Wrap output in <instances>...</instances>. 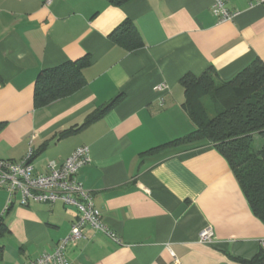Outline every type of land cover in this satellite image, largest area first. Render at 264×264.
<instances>
[{
  "label": "crops",
  "instance_id": "1",
  "mask_svg": "<svg viewBox=\"0 0 264 264\" xmlns=\"http://www.w3.org/2000/svg\"><path fill=\"white\" fill-rule=\"evenodd\" d=\"M214 3L0 0V159L32 153L35 169L46 172L51 161L61 165L89 147L91 161L78 180L121 239L87 227L88 239L68 247L71 264H239L233 257L251 259L262 248L264 222L218 150L206 140L168 145L197 128L184 106L186 74L214 68L227 82L256 59L264 62V5L226 0L235 16L221 22ZM128 20L143 47L128 50L110 38ZM77 59L87 61L86 84L35 107L41 70ZM19 200L3 218L0 264H26L53 251L75 220L74 208L62 202ZM7 202L0 189V213ZM207 228L212 243L200 241Z\"/></svg>",
  "mask_w": 264,
  "mask_h": 264
},
{
  "label": "trees",
  "instance_id": "2",
  "mask_svg": "<svg viewBox=\"0 0 264 264\" xmlns=\"http://www.w3.org/2000/svg\"><path fill=\"white\" fill-rule=\"evenodd\" d=\"M109 1L120 6L130 0ZM110 38L128 50L144 46L139 31L129 20L115 29ZM86 64L84 59L68 60L41 70L35 83V107H44L82 88L86 84ZM181 84L185 88V109L197 128L168 145L200 140L211 143L229 163L254 214L264 222V62L256 59L227 82L220 81L215 69L209 68L200 76L186 74ZM209 96L218 106L213 117L204 101ZM116 101L117 98L96 108L86 123L100 118ZM73 131L75 129L62 134ZM256 136L261 137L262 145L257 144ZM3 218L0 233L5 230ZM233 259L239 264H264V249L251 259Z\"/></svg>",
  "mask_w": 264,
  "mask_h": 264
},
{
  "label": "built area",
  "instance_id": "3",
  "mask_svg": "<svg viewBox=\"0 0 264 264\" xmlns=\"http://www.w3.org/2000/svg\"><path fill=\"white\" fill-rule=\"evenodd\" d=\"M54 0H44L50 5ZM226 0H215L212 11L219 21L230 20L235 13L230 12ZM254 4L264 5V0H254ZM166 85L159 86L165 90ZM32 153L22 161L0 159V189L8 193V202L0 213V223L8 209L15 204L16 196H20L19 205L30 206L32 203L55 204L62 202L64 206L74 208L75 220L69 234L61 239L53 251L45 252L26 264H71L67 250L87 240V227H92L117 243L121 239L106 225L100 209L96 206L93 194L78 180L79 170L91 161L90 149L87 146L77 148L61 165L51 161L46 172H38L31 161ZM215 234L207 228L200 234V241L212 243ZM264 249V240L261 241Z\"/></svg>",
  "mask_w": 264,
  "mask_h": 264
},
{
  "label": "rangeland",
  "instance_id": "4",
  "mask_svg": "<svg viewBox=\"0 0 264 264\" xmlns=\"http://www.w3.org/2000/svg\"><path fill=\"white\" fill-rule=\"evenodd\" d=\"M207 110L210 116H215L217 114L218 106L211 100V96L204 98ZM261 137H258L257 144L263 143Z\"/></svg>",
  "mask_w": 264,
  "mask_h": 264
}]
</instances>
